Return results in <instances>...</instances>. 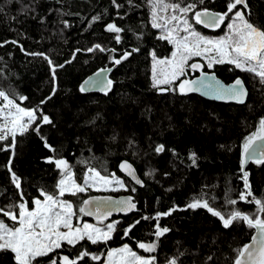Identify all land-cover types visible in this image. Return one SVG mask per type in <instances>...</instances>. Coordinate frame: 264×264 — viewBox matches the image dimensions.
<instances>
[{"label":"trees","instance_id":"trees-1","mask_svg":"<svg viewBox=\"0 0 264 264\" xmlns=\"http://www.w3.org/2000/svg\"><path fill=\"white\" fill-rule=\"evenodd\" d=\"M118 2L124 4L119 11L111 0H22V4L35 8V11L22 13L21 4L15 0H0V8H3L0 21L7 17L18 20L32 18L38 29L45 30L47 47L51 50L60 49L71 41L90 38L97 28L110 40V48L115 49V52L105 55L103 63V67L113 68L108 93L83 94L77 88L75 92L68 93L56 90L51 109L38 105L25 89V85L36 86L42 81L45 73L43 64L34 60L21 63L10 49L0 52V90H14L16 102L21 107L39 108L54 122L42 125L40 134L31 130L23 136L18 134L14 149L7 148L11 138L0 142V148L6 149L0 150V189L4 190L0 193V206L18 202L19 199L6 167L10 158L13 171L22 178V188L29 201L39 195L42 187L54 189L60 178L59 170L47 162L48 158L59 155L66 159L73 166V172L80 177L88 166L81 162L88 161L101 170L102 175L114 173L123 180L127 190L81 193L76 197L66 195L64 199L72 201L77 207L82 200L93 195H130L137 211L104 222H119L118 231L107 245L82 242L90 253L101 254V259L92 261L86 257L79 264H104L107 250L125 243L143 256L144 253L136 247L138 242L157 243V251L152 253L155 255L170 252L174 242L182 250H191L202 244L208 234L227 237L236 225H240L249 233L246 241L241 246L236 243L228 245L213 263L233 264L236 250L247 244L253 229L242 221L224 228L222 222L206 209H191L187 205L203 194L205 199L216 198L215 201L209 199V203L214 204L222 214L226 215L233 207L246 213L255 212V204H246L238 199V194L244 190L242 177L245 171L249 174L253 194L264 198V164L251 162L245 171L241 169L245 138L256 130L259 120L264 118V85L249 73L231 65L218 64L212 69L205 66V70L215 73L226 84L241 78L248 91L244 105L220 104L194 95L179 96L176 91L159 94L156 88L143 84L137 66L131 63L132 55L117 66L109 62V56L119 59L123 52L137 45L141 55L155 51L158 57L164 58L172 52V45L157 39L159 32L149 23V10L144 0H133L134 4L140 5L137 8L129 6L127 0ZM247 2L249 8L245 11L250 12V19L264 26V0ZM204 6L211 11L223 12L226 11V0H205V5L200 7ZM94 16H100V19L93 21ZM62 21H67L68 26L65 27ZM108 23H116L125 29L120 33V43L116 42L115 33L105 30ZM193 26L207 37L223 33L222 29L206 30L194 23ZM129 28L136 32L128 31ZM140 32L143 35L137 40ZM94 59V56L90 58L91 61ZM88 63L83 61L85 65ZM117 72L122 74L117 75ZM195 75L189 73L187 79ZM20 96L26 99L20 101ZM45 140L56 149V153L45 147ZM159 144H163L166 150L157 153L155 148ZM192 152L196 153L194 164L189 158ZM123 160L135 168L143 182L142 188L119 173L117 165ZM132 188H135L134 192ZM226 194L237 199V205L226 204ZM169 211L171 215L160 217L158 222L170 231L157 240L154 236L157 221L142 220L141 217ZM0 218L11 223L6 217ZM80 219L97 223L85 216ZM136 220L140 223L125 237L123 229ZM79 248L80 245H77ZM77 249L65 245L56 253L72 256ZM56 253L52 255L56 256ZM56 258L59 259L58 256ZM41 259L47 264V258ZM0 264H15L14 254L0 252Z\"/></svg>","mask_w":264,"mask_h":264},{"label":"snow or ice","instance_id":"snow-or-ice-1","mask_svg":"<svg viewBox=\"0 0 264 264\" xmlns=\"http://www.w3.org/2000/svg\"><path fill=\"white\" fill-rule=\"evenodd\" d=\"M15 2L21 4L20 11L22 13L35 11L31 5L22 4V0H15ZM111 3L117 11L124 7V4L119 3L118 0H111ZM127 3L133 8L140 6L134 4L133 0H127ZM144 3L149 10L151 27L159 32L157 39L167 41L173 48L169 57L160 58L155 51L150 53L153 88L160 92L178 89L182 95L200 91L203 94L215 95L219 99H232L238 103H244V98L248 95L245 82L237 77L234 83L226 86L214 75H208L205 71V64L208 69H212L214 65L218 64L231 65L234 69L258 78L259 83L264 85V26L256 24L250 19V12L245 11L249 8L247 0H226V11L223 12L211 11L206 6L200 7L205 5V0H192V2H188V0H144ZM2 11L3 8H0V12ZM99 19L100 16L92 18L93 21ZM190 21H194L196 25H203L205 28L222 29L224 34L209 38L197 31ZM62 23L65 27L68 26L67 21H62ZM105 30L116 34L114 38L117 43H120L122 39L120 33L125 31L116 23H108ZM128 31L136 32L131 28ZM142 35L143 32H140L136 36L137 40ZM4 43H9V41ZM10 43L16 44L17 41ZM0 47H3V44H0ZM96 49L101 52L106 51L99 44L87 51L92 52ZM139 50V45H137L130 51L123 52L119 59L113 60V63L120 65L122 61L127 60ZM76 51L81 50L77 49ZM108 51L115 52V49ZM26 54L44 55L43 53ZM194 57H200L205 64L196 62L190 64L189 61ZM44 58L48 60L52 79L55 82L57 68H62L64 65H55L47 56ZM189 70L198 71L199 78L181 79L189 75ZM96 75L99 77L101 73L98 72ZM177 81H179L178 84ZM99 83L102 82L84 81V85ZM84 85L80 88L81 92L86 91ZM111 85L112 81L108 80L103 89L105 93L110 90ZM55 92L54 86L52 94L55 95ZM24 99L26 97H19L20 101ZM48 99H51V96ZM0 102H2L0 103V142L11 138V142L7 146L8 149L15 148L18 134L23 136L30 130L40 134L42 125L54 123L39 108L21 107L16 102L14 90L12 92L0 90ZM43 103L45 101H41V104ZM45 147L56 153V149L46 140ZM0 150L6 149L0 148ZM165 150L163 144H159L155 148L157 153ZM243 157L242 170L249 159L257 164H264V118L259 120L256 130L245 138ZM189 158L194 164L196 153L192 152ZM47 162L54 164L55 168L59 170L60 178L54 189L47 186L42 187L39 190V195L29 201L22 188V178L13 171L12 160L9 159L6 167L19 199L18 202L0 206V216L11 221L8 223L5 219L0 218V252L10 251L13 253L15 264H44V260L41 258H47V264H79L86 257H90L92 261H99L101 254L90 253L82 242L87 241L92 245H107L108 241L113 238V234L118 231L117 224L119 222L104 224V221L111 216L113 211L127 214L137 210L136 204L131 196L115 201L111 198L97 197L84 199L81 205L74 207L72 201L64 199L66 195L76 197L78 194L86 193L89 189L115 191L117 190L116 186L125 188V184L114 173L102 175L101 170L88 161L81 162L88 165L82 177L77 176L72 170L73 166L59 155L48 158ZM120 167L137 184L142 185V181L136 176L131 164L125 161ZM146 174L151 175V173ZM248 175V172H243L244 190L238 194V199L246 204H255V212L246 213L233 207L226 215L222 214V211L217 210L214 204L209 203V199L215 201L216 198L205 199L203 194L199 198H194L187 207L206 209L222 222L224 228L231 227L234 222L242 221L248 228L255 229L251 242L236 250L233 264H264V218H262L264 216V198H257L253 194ZM3 191L0 189V193ZM131 191L134 192L135 188H132ZM225 203L235 206L238 200L226 194ZM168 215H171V211L157 212L152 217L146 215L141 217L142 220L155 219L157 221L154 231L157 240L170 231L168 227H161L158 222L160 217ZM81 216L94 217L97 223L81 222ZM139 223L140 220H136L128 228L123 229V235L128 237L129 232ZM65 245L72 249H77V245H80V248L72 256L56 253L57 249H61ZM136 247L145 253L157 251L155 242H138ZM53 253H56L59 259L53 256ZM106 264H157V258L138 254L129 244L125 243L121 247L107 250ZM169 264H177V262L172 259Z\"/></svg>","mask_w":264,"mask_h":264},{"label":"rangeland","instance_id":"rangeland-1","mask_svg":"<svg viewBox=\"0 0 264 264\" xmlns=\"http://www.w3.org/2000/svg\"><path fill=\"white\" fill-rule=\"evenodd\" d=\"M190 22L195 24L194 21ZM223 34L224 31L221 33V35ZM209 38L215 37L212 35ZM5 41H9V43H4ZM11 41H17V43H10ZM0 44H3V47H0V52L9 49L13 50L21 63L34 60L43 64L45 73L43 74V79H41L42 81L36 86L25 85V89L28 91V93H30L31 97L38 103V105L49 109L54 106V98L52 94L54 86L56 90H59L60 92H75L74 90H76V88L79 89V83L84 79V77L92 72L103 68H108V66L103 67V63H105L106 60L105 55L107 53H112L111 51H108L111 50L110 40L100 33L99 28L94 31L90 38H86L85 40L80 39L77 41H71L60 47V49L58 48L56 50H51L47 47L45 30L38 29L36 27L35 21L28 17L20 20L8 17L2 18L0 21ZM97 44H99L102 48H105L106 51L101 52L99 49H96L92 52L87 51V49L94 48ZM77 49H80L81 51L77 52ZM171 49L173 50V48ZM26 53H43L44 55L37 56L28 55ZM44 56H47L49 59H51L55 65H64L62 68H57L55 82H53L52 79V72L48 60L45 59ZM93 56L95 59L91 61L90 58ZM114 59L115 58L112 56H109V62L113 66H117L113 63ZM85 60L89 62L86 65L83 64V61ZM67 61L71 62L66 63ZM194 62H202L205 64V62L201 60L200 57H194L189 61L190 64ZM131 63L137 66L138 75L142 77L143 84L153 88L151 82L152 60L150 53L141 55L138 52H134L132 54ZM192 72L193 71L189 70L190 74ZM119 74L122 73L119 72L117 75ZM185 78L187 77H182L181 79ZM178 82L179 81H177V83ZM50 96L51 99H48ZM41 101H45V103L41 104ZM116 188L117 190L115 191H96L89 189L86 193H107L124 191L126 189V187L119 188L118 186H116ZM80 220L81 222L92 223L89 221H84L83 219ZM248 235L249 233L245 227L236 225L229 236L220 238L213 234H208L202 244L191 250H182L178 247L176 242L172 244L170 252L166 254L155 255L152 253H145L141 249L139 250L144 253L145 257L155 256L157 258V264H169L172 259H175L177 264H213L218 259V254L221 252V250L232 243H236L237 246H241L246 241ZM209 257H211V259H209ZM104 264H106V257Z\"/></svg>","mask_w":264,"mask_h":264},{"label":"water","instance_id":"water-1","mask_svg":"<svg viewBox=\"0 0 264 264\" xmlns=\"http://www.w3.org/2000/svg\"><path fill=\"white\" fill-rule=\"evenodd\" d=\"M200 27L201 28H203V29H206V30H214V29H211V28H205L203 25H200ZM196 63H200V62H196ZM101 70H104V71H101ZM206 71V70H205ZM98 72H100L101 73V75L98 77L96 74L98 73ZM112 72H113V68H112V66L111 67H108V68H103V69H100V70H98V71H95V72H92V73H90L89 75H87L86 77H84V79L79 83V91H80V88H81V86L82 85H84V81H86V80H90V81H101L102 83H99V84H97V85H92V84H89V85H84L85 86V88H86V91H84V92H81V93H83V94H89V93H96V94H99V95H104V94H106L105 93V91L103 90L104 89V86H105V84L107 83V81L108 80H110V75L112 74ZM207 73H208V75H210V76H212V75H214L215 77H216V79H218L219 81H221V83H223L224 85H230V84H232V83H234V81L235 80H233L232 82H230V83H224L221 79H219L217 76H216V74L215 73H213V72H211V71H206ZM192 73H195L196 75L195 76H193L192 78H190V79H197V78H199V76H200V73L198 72V71H193ZM179 83V82H178ZM177 83V84H178ZM246 88V87H245ZM111 89V88H110ZM247 90V89H246ZM110 90H108L107 91V93L109 92ZM157 92L159 93V94H163L164 95V93L165 92H160V91H158L157 90ZM176 92H177V94L179 95V96H191V95H194V96H197V97H199L200 99H204V100H207V101H210V102H215V103H220V104H233V105H244L245 103H246V100H247V96L244 98V103H238L237 101H235V100H232V99H219V98H217L215 95H212V94H203V92H200V91H198V92H192V93H188V94H184V95H182V94H180L179 93V91H178V89L176 90ZM247 93H248V91H247ZM255 147V146H254ZM243 159H244V157H243ZM126 160H123V161H121L117 166H118V171H119V173L122 175V176H124L125 178H127L133 185H135L136 187H140V188H142L143 187V182H142V185L141 184H137L136 182H135V180L131 177V176H128L127 174H126V172H124V171H122L121 170V167H120V165L123 163V162H125ZM126 162H128V161H126ZM251 162H254L253 160H251V159H249V160H247V162L244 164V168H243V171H245V169L248 167V165L251 163ZM129 163V162H128ZM130 164V163H129ZM132 168L134 169V171H135V174H136V176L137 177H139L138 176V174H137V172H136V170H135V168L132 166ZM140 179V178H139ZM141 180V179H140ZM130 195H119V196H112V195H93V196H90V197H87L86 199H89V198H97V197H99V198H111L112 200H122V199H126L127 197H129ZM81 205V204H80ZM137 206V205H136ZM137 210H135V211H130V212H128L127 214H125L124 212H120V211H113L112 212V214H111V216H109L104 222H106V221H109V220H111V219H113V218H117V217H125V216H129V215H131V214H133V213H135ZM85 218H87V219H89L90 221H94V222H96V220H95V218L94 217H90V216H85ZM255 234V229H253V233H252V235H254ZM252 235L250 236V239H249V241L247 242V244L248 243H250L251 242V237H252Z\"/></svg>","mask_w":264,"mask_h":264}]
</instances>
